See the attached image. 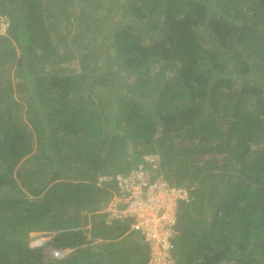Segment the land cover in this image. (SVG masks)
Returning a JSON list of instances; mask_svg holds the SVG:
<instances>
[{
  "label": "trees",
  "instance_id": "16d2710c",
  "mask_svg": "<svg viewBox=\"0 0 264 264\" xmlns=\"http://www.w3.org/2000/svg\"><path fill=\"white\" fill-rule=\"evenodd\" d=\"M129 6L146 33L118 23L111 35L117 70L135 83H119L96 102L84 92L97 74H71L60 65L75 53L59 51L50 31L66 45L70 30L57 26L61 19L45 0H0L9 22L0 32V69L15 66L25 94H14L10 77L0 83V264H148L144 235L108 227L101 214L84 210H96L100 196L110 201L117 175L151 152L162 154L173 185L191 191V200L179 199L182 234L171 239L181 264H264V0ZM77 18L87 32L106 21L85 8ZM38 52L45 60L54 54L56 66L36 63ZM230 113L234 119L222 126ZM175 130L183 139L210 141L216 155L200 160L196 145H179ZM102 175L111 179L102 182ZM34 231H55L46 244L68 251L46 261L44 245H30Z\"/></svg>",
  "mask_w": 264,
  "mask_h": 264
},
{
  "label": "rangeland",
  "instance_id": "374dc122",
  "mask_svg": "<svg viewBox=\"0 0 264 264\" xmlns=\"http://www.w3.org/2000/svg\"><path fill=\"white\" fill-rule=\"evenodd\" d=\"M125 2V3H124ZM45 5L47 7L52 8L53 18L54 20L61 19L60 22L57 24V26H62L61 28H64L63 32L69 31V38L68 43L65 45L63 42H60L58 38L55 37V34L53 30L52 35L54 36V42L59 47V51H72L75 53L74 59L72 61H64L60 63L61 66L66 67L67 71L71 74L73 73H81L84 77H87L92 73L97 74L96 76L98 79L94 80L90 87H88L84 94H91L93 98H95V101L98 102L99 94L103 96H111L117 89V86L119 83L123 84L126 82V84H130V82L133 84L135 83V80H131L129 75L124 74V72L117 70V61L118 58L116 55L118 53L115 52V45L112 44V35H111V29L114 28V24H120V26L127 25L128 23L133 24L135 26L134 31L136 33L144 34L146 33L145 29L138 23L137 21H133L132 19H135V15L130 9L129 6V0H45ZM10 6V5H9ZM11 7V6H10ZM88 10V11H95L98 12V15L100 17H103L106 21L104 24H102V28L100 30L98 29H90L88 32L85 31V27L80 24V20L77 18L78 14L81 12V9ZM21 14V13H20ZM6 18L5 15L0 16V19ZM50 20V19H49ZM52 20V19H51ZM49 22V21H48ZM51 22V21H50ZM5 25L0 26V32L4 31ZM116 28H118L116 26ZM76 37L79 40V43L81 42V45L77 43L76 41H73L71 38ZM86 36V37H84ZM89 42V46L86 47L85 43ZM211 45H213V41L209 42ZM68 48V49H67ZM41 51V50H40ZM38 57V58H37ZM34 58L35 62H44L47 66V69H52L56 66V62L53 60L55 57L54 54H51V57H48L49 60H45V56L42 55L40 52H38V56ZM115 57V58H112ZM53 60V61H52ZM14 66V65H13ZM93 66L96 67V69H93ZM234 66L233 63H228L227 69L232 68ZM15 67V66H14ZM14 67L10 69V71H4L2 73V70L0 69V83L6 82L7 78L13 79L14 83V89H15V95L19 98H22L25 96V94L20 92V85H17V83L14 80ZM157 68H154L152 70L153 76L155 75V72L157 71ZM174 74V72H173ZM103 76V80L101 79ZM136 76V74H133L132 77ZM88 80H91L88 78ZM255 81V79L253 78ZM17 81V79H16ZM92 81V80H91ZM241 80H236L235 84L240 85ZM5 84V83H4ZM252 84H255V82H252ZM84 86H79L78 89L83 88ZM132 87V86H131ZM130 87V88H131ZM1 89V86H0ZM135 95H137L139 92L137 90V85L133 87V89H130ZM1 94V92H0ZM85 98L88 96L84 95ZM129 94V92H128ZM131 94V92H130ZM129 94V95H130ZM128 96V95H127ZM255 96L251 93L250 98H254ZM155 106V104H153ZM152 106V107H153ZM249 106L253 108L255 106L251 104V100L249 101ZM234 119V116L230 113L228 116H226L221 120V125L225 126L228 124V121L231 119ZM24 120L28 119L27 116L23 117ZM28 124V123H27ZM31 128V123L28 124ZM29 128V129H30ZM32 129V128H31ZM30 129V130H31ZM31 132H33L31 130ZM178 130H175L173 132V136L176 138V140H181L180 144H184L186 146H192L196 145L195 150L196 152L193 153L194 156H197L200 160H206V158H211L213 155H216L215 152L208 150V144L210 145V141L208 142H201L199 136H195V138L190 139H183L180 136H177L176 133ZM234 141V139H233ZM256 147V145H254ZM132 151V148H131ZM161 156V162H162V154H159V152L151 153V156H153V162H155L158 166V161ZM27 167L35 168L32 166V163H24ZM36 166V165H35ZM161 166H160V169ZM163 179L160 181L161 177L159 178V186L162 187L161 193L159 194L162 198H165L167 194L174 193L173 196H171V199H168L171 205V211L175 214V225L167 230L164 231L165 234H168L165 237H162L161 241L155 242L153 245L154 253L156 251H160L161 253L157 255L156 258L152 257V251H150V258L148 260V264H181L178 261V253L176 250L172 247L171 244V237H174L176 234H182V230L177 228L178 221L180 218V213L176 210V205L179 203L177 199L180 197L186 196V198H190V193L186 189V187L182 186L181 188L186 189V192L180 191V189H177L176 192L171 191V188L169 189L170 181L166 178L165 174L160 175ZM35 178V177H34ZM18 183L22 185L23 188H25L24 183L20 178H18ZM104 179V178H102ZM158 180V179H157ZM100 183V182H99ZM164 184V185H163ZM142 186V185H141ZM164 186L166 187V190H164ZM109 188L112 186H108ZM107 187V188H108ZM160 187L158 189V192H160ZM143 188V187H142ZM193 188V187H192ZM25 193H29L26 189L23 190ZM114 196L110 201L105 202L103 201L102 196H100V200L94 203V205H97L98 208L94 211L90 210H84V212H87L89 214H101L102 217L107 220V222L110 224L114 222V217L116 216V212L119 214V216H124V211L122 208L119 207V205L125 201V197L123 195L122 189L120 188L118 190H114ZM68 210V208H66ZM71 209V208H70ZM92 216V215H89ZM117 216L121 219V217ZM99 220L97 219L96 223H98ZM91 222L88 223V227L91 228ZM57 236L55 231L47 232V231H34L31 233V242L30 245L32 247H39L43 246V254L44 259L48 261L52 258H58L63 253L67 252L68 249H58L55 247V245H48L46 242L51 240L53 237L55 238ZM99 243L101 244V241L103 240V237H98Z\"/></svg>",
  "mask_w": 264,
  "mask_h": 264
},
{
  "label": "built area",
  "instance_id": "2783aa9c",
  "mask_svg": "<svg viewBox=\"0 0 264 264\" xmlns=\"http://www.w3.org/2000/svg\"><path fill=\"white\" fill-rule=\"evenodd\" d=\"M146 158L153 160L151 156H146ZM118 184L125 197V201L122 203H128L127 208L123 210L124 215L136 216V222L133 223V227L145 236V239L150 243V251H152L155 242L161 241L162 237L168 235L164 231L171 229L175 225V217L168 200L171 199V196H173L171 194L174 193L169 192L165 198H162L159 195L162 190V187L158 185L159 182L152 183L143 169L135 170L128 175L119 176ZM159 187L160 192H158ZM164 190H166L165 186ZM175 190L177 189H171L173 192H176ZM116 214L119 215L117 212ZM160 253V251L155 253L152 251V257L156 258Z\"/></svg>",
  "mask_w": 264,
  "mask_h": 264
},
{
  "label": "clouds",
  "instance_id": "9594fccd",
  "mask_svg": "<svg viewBox=\"0 0 264 264\" xmlns=\"http://www.w3.org/2000/svg\"><path fill=\"white\" fill-rule=\"evenodd\" d=\"M7 19V17L6 18H4V19H0V26L1 25H5V28L4 27H2V28H4V31L7 29V27H8V24H9V22L6 20ZM3 31V32H4ZM151 153H154V152H151ZM151 153H145V154H143L142 155V157H141V160H140V162H138V164L134 167V168H132L129 172H127V173H119L118 175H117V178H118V180H119V176H122V175H128V174H130L131 172H133V171H139L140 169H143V170H145V172L147 173V175H148V177L150 178V180L152 181V183H156V182H159V178L161 177L160 175L161 174H165L164 173V170H161L157 175H155L156 177L155 178H153V176H154V169L155 170H157V169H160V166H161V156H160V159H159V161H158V166H157V164L155 163V162H153V160H149V159H147L146 158V156H151ZM151 157H153V156H151ZM102 178H104V179H102ZM167 178V177H166ZM100 181H102V182H105V181H109L110 179H111V177L110 176H108V175H102V176H100ZM158 179V180H157ZM163 178L161 177V179H160V181L162 180ZM170 187L169 188H171V189H173V188H176V189H180V191H184V192H186V189L188 190V192L191 194V191H190V189H188L186 186H184V187H186V189H184L183 190V188H181V187H178V186H175V185H173V183L171 182L170 183V185H169ZM118 188L116 189V190H118L120 187H119V184H118V186H117ZM176 191V190H175ZM171 195H173V194H171ZM180 198H183V199H185L186 201H188V200H191L192 199V197L190 196V198H186V197H180ZM179 198V199H180ZM179 199H177L178 200V202L180 203V201H179ZM178 203V204H179ZM178 204L176 205V209H178ZM127 206H128V203H121L120 205H119V207L120 208H122V210H124V209H126L127 208ZM177 211V210H176ZM174 214V213H173ZM175 215V214H174ZM117 216H119V215H117L116 214V216L113 218L114 219V222H118V223H114V222H112V223H108L107 222V220L105 219V224L106 225H108V227H110V226H116V225H120L121 224V226H128V229L130 230V231H133V232H135L136 233V235H143V234H141L140 233V231L138 230V229H136V228H134L133 227V223L134 222H136V216H132V215H130V214H128L127 216H119V217H121V219L120 218H118ZM178 223H179V221H178ZM178 228V227H177Z\"/></svg>",
  "mask_w": 264,
  "mask_h": 264
}]
</instances>
